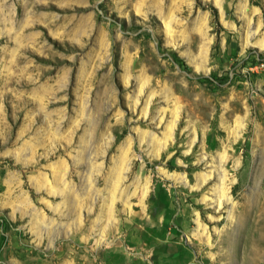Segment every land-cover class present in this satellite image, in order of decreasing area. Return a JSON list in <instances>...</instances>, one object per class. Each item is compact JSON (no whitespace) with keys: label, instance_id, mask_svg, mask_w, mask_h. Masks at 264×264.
Wrapping results in <instances>:
<instances>
[{"label":"rangeland","instance_id":"rangeland-1","mask_svg":"<svg viewBox=\"0 0 264 264\" xmlns=\"http://www.w3.org/2000/svg\"><path fill=\"white\" fill-rule=\"evenodd\" d=\"M263 64L264 0H0V264H264Z\"/></svg>","mask_w":264,"mask_h":264},{"label":"bare ground","instance_id":"bare-ground-1","mask_svg":"<svg viewBox=\"0 0 264 264\" xmlns=\"http://www.w3.org/2000/svg\"><path fill=\"white\" fill-rule=\"evenodd\" d=\"M191 154H192V153H191ZM224 158H225V157L223 156V157H222V162H223V159H224ZM218 189H219V188H218ZM144 195H146V194H144ZM221 195H226V193H225L224 190H223V192H222ZM215 197H216V196H215ZM224 197H225V196H224ZM226 197H228V200H229V201L232 200L231 197H229V196H227V195H226ZM219 198H223V197H222V196H218V199L216 198L217 201H218V203L221 204V199H219ZM198 222H199V218H198ZM199 226H200V225H199ZM175 235H176V234H175ZM173 237H174V236H173ZM173 237H172V238H173ZM172 238H171V239H172ZM169 239H170V238H169ZM176 239H177V238H176ZM209 240H210V239H209ZM251 240H252V239H251ZM258 240H259V239H258ZM247 241H248V240H247ZM249 241H250V240H249ZM249 241H248V242H249ZM248 242H247V245H248ZM261 242H262V241H261ZM210 243H211V242H210ZM210 245H211V244H210ZM253 245L255 246V248L253 249V251L256 252V253H260L262 249L258 246V242H254V243H252V246H253ZM250 246H251V245H250ZM181 254H182V253H181ZM122 257H123V256H121V259H122Z\"/></svg>","mask_w":264,"mask_h":264},{"label":"built area","instance_id":"built-area-1","mask_svg":"<svg viewBox=\"0 0 264 264\" xmlns=\"http://www.w3.org/2000/svg\"><path fill=\"white\" fill-rule=\"evenodd\" d=\"M262 69H263V71H264V64L262 65Z\"/></svg>","mask_w":264,"mask_h":264}]
</instances>
